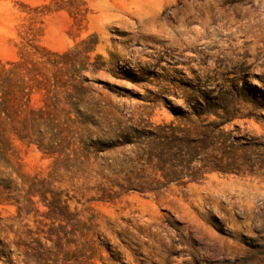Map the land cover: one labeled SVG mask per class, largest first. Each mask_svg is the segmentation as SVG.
I'll list each match as a JSON object with an SVG mask.
<instances>
[{
  "label": "rangeland",
  "instance_id": "rangeland-1",
  "mask_svg": "<svg viewBox=\"0 0 264 264\" xmlns=\"http://www.w3.org/2000/svg\"><path fill=\"white\" fill-rule=\"evenodd\" d=\"M0 59L33 87L20 168L69 197L26 219L60 264H264V0H0Z\"/></svg>",
  "mask_w": 264,
  "mask_h": 264
},
{
  "label": "trees",
  "instance_id": "trees-1",
  "mask_svg": "<svg viewBox=\"0 0 264 264\" xmlns=\"http://www.w3.org/2000/svg\"><path fill=\"white\" fill-rule=\"evenodd\" d=\"M20 63L0 59V206L16 207L15 213L3 215L0 212V264H60L65 252L61 231L53 226L45 230L42 221L32 227L26 220L31 214L39 213L34 207L35 197L49 207L45 212L47 218L52 222L63 220L68 212L69 197L64 199L62 191L54 190L50 178L28 175L18 164L14 143L16 139L24 141L28 138L29 117L26 111L33 93V87L18 68ZM31 111L39 115L44 113L42 108H31ZM180 130L184 135L179 134ZM212 138L208 128L192 127H171L169 135L165 136L168 148L174 151L175 156L180 148L185 149L184 158L188 164L197 159L201 149L214 146ZM94 148L103 151L106 144L95 140ZM51 152L53 154L55 151ZM206 167L209 170L215 168L210 165ZM206 172L191 173L190 181L185 184L202 179ZM170 179L175 180L173 177Z\"/></svg>",
  "mask_w": 264,
  "mask_h": 264
}]
</instances>
